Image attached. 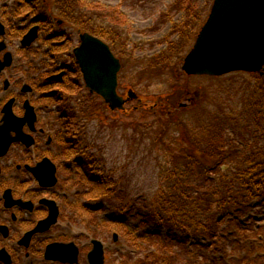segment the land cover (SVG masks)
<instances>
[{"label": "flooded vegetation", "instance_id": "obj_1", "mask_svg": "<svg viewBox=\"0 0 264 264\" xmlns=\"http://www.w3.org/2000/svg\"><path fill=\"white\" fill-rule=\"evenodd\" d=\"M80 3L0 0V264L135 262L132 256H109L111 243L117 242L120 233L110 225L100 226L94 218L99 207L93 202L84 206L68 201L67 191L82 197V179L94 176L82 169L83 164L98 159L83 103L84 96L100 97L85 87L77 63L81 36L88 33L107 44L121 65L118 82L132 48L127 41L129 52L122 50V40H116L120 31L98 4L93 8L94 28L85 30ZM168 18L169 14L152 18L146 37L158 35ZM177 18L173 23L181 25V32L189 30L182 12ZM180 36L175 32L172 39ZM161 46L154 54L167 43ZM137 101L134 109L145 105L143 99ZM100 229L105 239L110 236L108 243L99 237Z\"/></svg>", "mask_w": 264, "mask_h": 264}, {"label": "rangeland", "instance_id": "obj_2", "mask_svg": "<svg viewBox=\"0 0 264 264\" xmlns=\"http://www.w3.org/2000/svg\"><path fill=\"white\" fill-rule=\"evenodd\" d=\"M82 1L92 3V6L83 8L82 19L85 30L94 28L95 10L92 8L96 7L97 4L100 7L103 6L99 8L108 18L109 14L111 15L114 11L116 14H119L118 16L121 22L119 23L118 20L119 31L121 30V24L122 27L124 23L127 25L126 36L128 39L130 38V45L133 46L131 48L132 52H130V58L125 59L123 70L120 73L118 92L123 95L127 87L133 88L138 96L144 100L145 107L140 106L138 109L133 110L132 107L136 105V102H130L125 105L127 113L110 111L100 98L89 97V99H87L86 96H84L83 105L87 109V131L91 132V136H94L93 141L96 146V151L98 150V155L102 158L105 168L111 170L109 177L119 181L116 190L122 191L125 197H127L128 202L135 200L137 196H142V199H144L157 191V184H159V181L162 179L161 174L165 176L168 175L164 172L160 173L158 170V164L155 162L156 155L150 154L152 149L148 147L150 146V140L147 138L148 135L142 134V129L138 128V126L133 130L130 125L135 121L139 122V124L149 123L160 113L156 105L160 107L163 103L165 112L170 114L175 111V117L178 119L180 118L182 123L190 121L196 122L202 117L200 111L192 109L188 115V111H181L180 109L197 106L199 104V98L203 99L202 104L208 105L207 108L214 109L211 105V100L216 96L217 91L227 87L234 89L239 87V84L240 86L244 85V91L249 95L254 79L251 77L249 78V76L242 72H239L241 75L232 73V75L224 77L225 80L221 78L223 81H221V79L218 80V78L212 79L208 76H186L181 71L180 64H176L173 72L170 68L166 70L157 67L151 70L149 69L150 67L147 63L149 60L148 57L159 51L162 48L161 43L171 40L174 33L178 32V30L175 31L177 27H173L171 33L168 36L166 35L168 34V28L175 25L173 22L177 21L179 13L182 12L186 19L187 15L194 12V14L196 13L199 15L203 22L208 15L213 0ZM179 2H183V4L187 2L189 5H180ZM164 13L169 14V18L165 21L163 20L162 26L158 30L159 34H154L151 39L146 37L150 36L148 31L144 32L147 28L146 25L148 26L150 20L154 22L157 17L163 16ZM194 14H192L191 17H194ZM152 18H154V20H152ZM106 21L107 20H103V22ZM156 23L157 22H155L154 25H156ZM187 24L192 25L193 22L189 21ZM142 33L144 36L142 40H140V35H142ZM186 33V31L183 32V34ZM164 34L167 38L163 40L161 37ZM186 38L188 39L189 36ZM194 38L195 37L191 40L189 46H185L181 51L182 54L188 51L194 43ZM185 43L186 41H184V44ZM242 79H245V82L241 81ZM227 82H232V84H226ZM242 92L243 91H241L240 94ZM227 100L232 103L231 98ZM224 104L227 103L223 102L222 105ZM151 105L154 106L150 107ZM182 105L185 106L182 107ZM155 111H157V114ZM179 115L182 116L180 117ZM184 116L189 117L185 118ZM170 128L169 132L174 133V125ZM230 134H232L231 130ZM89 140L91 139L89 138ZM86 168L85 165L82 167L84 170H86ZM223 169H225V167H223ZM93 177L95 178V176ZM164 180H167V178ZM79 188L83 193L87 192L85 194L86 196H96V192L88 185L83 184ZM67 192L68 201H76L77 204H82L84 206H88L93 202V205L99 207L98 214H96V216L94 215V218L100 223V226L107 227L110 225L111 227L112 222L119 223L121 226V228H116L115 230L116 233H120V237L118 236L117 242L111 243L109 256H132L134 261H141L144 264L147 262L159 264L163 263L164 260L166 264H202L200 256L207 257L208 260L203 262V264H207L210 260L214 261L216 257L226 256V261H223V264H232L231 258H235V256H248L245 258L249 259V256H256L259 254V251H261L255 246L254 251L246 252L247 249L242 241L238 244L239 246L234 244V241L237 240L235 236L227 238L228 240H232V242L220 241L210 247L208 239L202 237L189 239L174 231L167 230L166 227L158 228L148 223H142L144 220L139 215L131 212L130 208H127V211L114 209L113 206L119 207L118 203L123 204L126 201L124 196L118 201L112 197L109 198L105 196L99 200H92L87 203L86 201L91 199H84L82 197L77 198L72 195V191L69 190ZM258 203L259 201H253L252 204ZM233 217L235 218L232 220L233 224L241 228H246L248 231L251 229L255 231V235L257 236L252 235L254 233L249 231L247 232V239L254 241L256 245L260 244L256 238L264 241L263 204H259L257 207L250 209L242 216H237L235 214ZM249 217L253 220L248 219ZM108 221L110 223H108ZM219 229L220 232L223 231L224 234L225 232H233L235 230L234 226L231 224L229 226L223 224ZM261 230L263 232L259 233ZM98 235L104 241L110 239L109 235V237L105 239L106 235L103 229L99 230ZM258 235L261 238H259ZM231 236L232 235H230V237ZM177 239L187 241L185 247H190L188 253L184 252L183 249L178 246L175 242ZM196 242V245L200 247H209L202 250V248L194 246ZM140 258H145V260H140ZM237 263L244 264V262L240 260L237 261ZM215 264L219 263L215 262Z\"/></svg>", "mask_w": 264, "mask_h": 264}, {"label": "trees", "instance_id": "obj_3", "mask_svg": "<svg viewBox=\"0 0 264 264\" xmlns=\"http://www.w3.org/2000/svg\"><path fill=\"white\" fill-rule=\"evenodd\" d=\"M80 1L84 8L92 6V3L77 0L78 3ZM187 2L179 4L189 5ZM192 14L194 12L187 15L184 22V25L189 21L193 22L189 30H186L188 35L181 32L180 24H175L178 28H175V31L178 30L182 35L178 40L169 41L162 52L149 57L147 63L150 70L157 67L174 71L175 65L181 61V51L185 46H189L202 23L198 14L195 13L194 17H191ZM118 15L115 11L109 14L116 28L119 27ZM100 37L105 40L108 38L102 34ZM118 38L123 40L122 49L126 50L127 37L116 33V40ZM120 54L117 50V55ZM230 75L232 74L209 78L225 80L224 77ZM246 75L254 79L249 95L245 93L244 85L239 84V87L234 89L227 87L217 91L211 100L214 109L202 104V98H199L197 106L180 109L188 111V115L192 109L200 111L202 117L196 122L182 123L180 118L175 117V111L167 114L164 106L158 109L159 115L149 123L139 124L135 121L130 125L133 130L138 126L142 129V134L148 135V147L152 149L150 154L156 155L155 162L160 173L168 175L161 174L162 179L157 184L155 193L144 199L137 196L135 200L128 202L125 194L116 190L119 181L109 177L111 170L105 168L102 158L98 156V159H92L89 165L97 172L98 178L93 182L83 180L85 185L96 192V196L87 197L107 196L118 201L124 196L126 201L123 204L118 203L117 210L130 208L131 212L144 220L142 223L158 228L166 227L191 237L203 236L208 239L210 247L220 241L232 242L227 238L235 236L237 240L234 244L238 245L242 241L246 252L254 251L255 246L261 251L256 256H249V259L245 258L248 256H238L236 260H231L232 264H239V260L244 264H264V241L256 238L260 243L256 245L254 241L247 239V232L252 231V235H255L253 229L248 231L232 223L235 219L233 215L242 216L259 204L264 205V73ZM241 81L245 82V79ZM241 91L243 92L240 94ZM228 98H231L232 103L228 102ZM222 101L227 104L222 105ZM173 125L175 132L170 133V127ZM165 178L167 180H164ZM253 201L259 203L253 205ZM248 219L253 220L251 217ZM223 224H231L235 230L224 234L219 229ZM177 244L184 252H189L184 244ZM194 246L202 250L209 247ZM222 259L217 257L214 261L223 264ZM201 260L204 262L208 259L201 257ZM214 261L210 260L207 264H215ZM163 263L166 264V261Z\"/></svg>", "mask_w": 264, "mask_h": 264}, {"label": "water", "instance_id": "obj_4", "mask_svg": "<svg viewBox=\"0 0 264 264\" xmlns=\"http://www.w3.org/2000/svg\"><path fill=\"white\" fill-rule=\"evenodd\" d=\"M81 39L75 55L86 87L98 94L110 110H123L124 104L137 96L132 89H128L125 98L117 93L119 60L101 40L87 33ZM181 69L187 75L198 76L262 74L264 0H213Z\"/></svg>", "mask_w": 264, "mask_h": 264}]
</instances>
